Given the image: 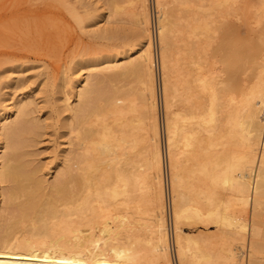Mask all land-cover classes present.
<instances>
[{"label": "bare ground", "instance_id": "1", "mask_svg": "<svg viewBox=\"0 0 264 264\" xmlns=\"http://www.w3.org/2000/svg\"><path fill=\"white\" fill-rule=\"evenodd\" d=\"M126 1L137 27L129 52L80 66L101 71L115 62L111 72L64 83V127L74 134V149L61 154L66 166L55 180L38 174L25 149L34 137L18 134L30 100L0 112V264H173L170 206L180 264H241L246 236L249 264H263L264 9L236 48H212L217 16L250 1L176 0L185 11L178 16L171 0H155L159 78L148 0ZM105 3L106 20L114 22L123 2ZM133 77L139 89L123 85ZM236 206L250 208L252 220Z\"/></svg>", "mask_w": 264, "mask_h": 264}, {"label": "rangeland", "instance_id": "2", "mask_svg": "<svg viewBox=\"0 0 264 264\" xmlns=\"http://www.w3.org/2000/svg\"><path fill=\"white\" fill-rule=\"evenodd\" d=\"M121 1L124 11L114 22H107L105 15L110 8L107 7L105 0H0V112L9 102L21 98L30 100L28 121L18 134L34 137L32 142H26L28 147L25 149L32 153L30 159L33 165L39 168L38 174L50 182L55 180L57 173L64 170L66 166V163L61 161V154L64 152L70 154L74 149V134L66 132L64 127V121L69 115V111L64 107V101L60 99L65 91L64 83L70 82L76 75L83 74L92 77L90 72L94 75L111 72L114 70L115 62L107 64L105 67L108 68L104 67L105 69L101 71H92L89 68L80 69V66L105 55L112 57L122 55V53L125 55L130 50L127 42L132 40L130 36L134 34L136 31L134 28L137 29V27H134L135 24L130 18L127 19V15L135 9L130 10L131 5L128 6V1ZM243 1V3L239 2L240 7L246 4L245 0ZM246 1H250L252 6L243 5L244 8L238 10L232 6L223 12V16H217L216 29L210 41L212 48L223 44L234 49L238 45V36L241 38L248 36V22L251 21L252 25L256 26V19L264 9L261 7L262 0ZM154 5L156 6L155 0ZM170 9L178 16L185 15L180 1L171 0ZM148 14L152 20L151 0H148ZM104 27L107 29L104 30V34H101L99 30ZM252 38L255 44H260L256 36ZM160 44L157 36L158 56L155 54V40L153 41V52L158 67L160 66L158 58ZM180 45L183 46V38ZM154 69L156 72L157 66ZM162 71L164 78V70ZM157 74L160 78V67ZM135 78L137 77L123 80V85L128 87V84L133 82L132 87L139 89L138 79ZM72 86L70 83L67 85L68 91L73 92ZM158 99L159 118L161 117L159 121L161 123L162 120L163 130L164 113L160 85ZM70 102L73 105L77 102L74 92ZM163 135L164 130L162 131L163 142L160 138V144L165 149ZM69 141L73 142L72 147ZM64 148L67 150L63 151ZM166 159L163 186L167 191L169 186L170 192L169 166ZM2 204L3 196L0 195V207ZM235 209L244 219L252 220L250 208L236 206ZM171 213V206L170 209L167 207L166 223L169 224L168 228L171 231L169 252L173 264H180L172 234L174 226ZM262 214L264 216V213ZM262 222L264 226V217ZM185 226L194 229L197 227L194 224H185ZM211 229L214 230L215 227ZM241 245L240 263L249 264L250 240L248 236L244 238ZM260 261L264 264V257Z\"/></svg>", "mask_w": 264, "mask_h": 264}, {"label": "built area", "instance_id": "3", "mask_svg": "<svg viewBox=\"0 0 264 264\" xmlns=\"http://www.w3.org/2000/svg\"><path fill=\"white\" fill-rule=\"evenodd\" d=\"M151 8H152V22H153V27H155L154 28V31H155L156 25H157V17H156L157 10H156V6L154 5V0H151ZM155 33H156V31H155ZM155 54H156V56H158V48H156V44H155ZM158 69H159V67H158ZM169 199L170 198L168 196V201H169Z\"/></svg>", "mask_w": 264, "mask_h": 264}]
</instances>
